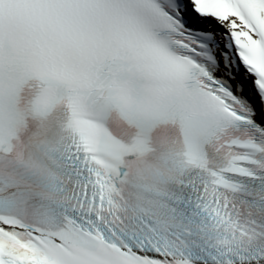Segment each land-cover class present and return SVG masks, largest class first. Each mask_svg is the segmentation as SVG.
I'll list each match as a JSON object with an SVG mask.
<instances>
[{
    "label": "snow or ice",
    "instance_id": "1",
    "mask_svg": "<svg viewBox=\"0 0 264 264\" xmlns=\"http://www.w3.org/2000/svg\"><path fill=\"white\" fill-rule=\"evenodd\" d=\"M0 264H264V0H0Z\"/></svg>",
    "mask_w": 264,
    "mask_h": 264
}]
</instances>
